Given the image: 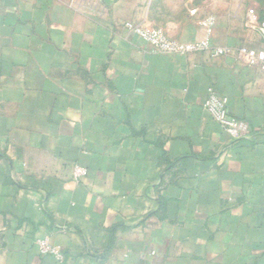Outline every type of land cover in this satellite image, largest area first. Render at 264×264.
I'll list each match as a JSON object with an SVG mask.
<instances>
[{
  "label": "crops",
  "instance_id": "1",
  "mask_svg": "<svg viewBox=\"0 0 264 264\" xmlns=\"http://www.w3.org/2000/svg\"><path fill=\"white\" fill-rule=\"evenodd\" d=\"M221 5L0 0V264H264V71L235 55L263 39L237 43ZM210 15L231 52L160 53L127 27L202 40Z\"/></svg>",
  "mask_w": 264,
  "mask_h": 264
},
{
  "label": "built area",
  "instance_id": "2",
  "mask_svg": "<svg viewBox=\"0 0 264 264\" xmlns=\"http://www.w3.org/2000/svg\"><path fill=\"white\" fill-rule=\"evenodd\" d=\"M196 10H193L195 12ZM206 27V37L202 40L195 41H180L169 37L156 28L127 23L128 29L143 38L149 45L157 52L166 54L187 55L206 50H213L214 55H224L230 51L227 47H215L211 44L210 37L216 25V18L212 15L204 19ZM247 26L255 29L260 33L263 39L262 46L253 48L248 46L239 47L235 55L236 57L248 66L258 67L264 71V21L260 22L254 11H250L247 18ZM228 99L226 96L219 94L217 91L211 89L209 97L205 102L207 110L212 117L218 121L234 138H241L248 134V125L229 114L227 109ZM74 176L77 179H83L88 175V169L82 165H75ZM37 245L42 254H54L59 259L63 258V254L48 238H38Z\"/></svg>",
  "mask_w": 264,
  "mask_h": 264
},
{
  "label": "rangeland",
  "instance_id": "3",
  "mask_svg": "<svg viewBox=\"0 0 264 264\" xmlns=\"http://www.w3.org/2000/svg\"><path fill=\"white\" fill-rule=\"evenodd\" d=\"M222 3L223 5L216 10L222 11L220 16L228 24L232 38L237 43L245 40L254 41L255 38L247 26V18L252 10L260 22L264 21V0H222ZM225 34L223 30L219 31L217 37L222 39Z\"/></svg>",
  "mask_w": 264,
  "mask_h": 264
}]
</instances>
